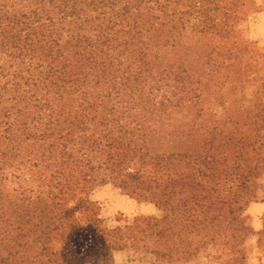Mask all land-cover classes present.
Returning a JSON list of instances; mask_svg holds the SVG:
<instances>
[{
  "label": "trees",
  "instance_id": "trees-1",
  "mask_svg": "<svg viewBox=\"0 0 264 264\" xmlns=\"http://www.w3.org/2000/svg\"><path fill=\"white\" fill-rule=\"evenodd\" d=\"M211 3L0 0V143L41 173L48 202L38 205V226L51 207L49 219L65 220L67 249L81 244L78 236L87 237L89 247L90 236L99 234L105 236L101 248H139V235L153 230L159 239L180 238L183 247L193 244L194 233L201 237L199 252L214 241L207 240L211 233L234 229L240 236L234 245L235 235L226 242L229 264L244 263L254 235L264 257V218L259 230L243 219L251 203L264 202V106L246 115L247 133L237 124H217L201 148L173 149L175 135L161 134L172 109L209 102L217 93L209 85L214 76L221 80L216 86L249 77L222 74L234 65L226 63L237 46L226 44L234 28ZM244 42L245 49L254 44ZM256 79L264 98V73ZM177 137L189 142L191 136ZM110 182L154 203L163 217L141 216L112 229L95 215L83 221L94 203L91 191ZM16 191L13 198L23 194ZM3 196L0 221L10 227ZM225 207L234 218L223 226ZM2 233L14 240L6 226Z\"/></svg>",
  "mask_w": 264,
  "mask_h": 264
},
{
  "label": "rangeland",
  "instance_id": "rangeland-1",
  "mask_svg": "<svg viewBox=\"0 0 264 264\" xmlns=\"http://www.w3.org/2000/svg\"><path fill=\"white\" fill-rule=\"evenodd\" d=\"M242 1L246 2L244 7L241 5ZM210 8L216 11L221 20L227 19L225 24L234 28L231 34L232 40H226V44L231 48L237 46V58H229L226 64L234 65L222 74L233 75L239 72L249 77H243V82H227L224 86H216L221 80L219 76H214L213 80L209 81V85L211 89L217 90V93L212 95L209 102L197 103L183 110L172 109V114L164 121L165 132L161 134L175 135L170 143L173 149L201 148L208 135H212L210 128L221 123L227 126L237 124V127L242 129L240 132L247 133L246 129L242 128L247 121L246 115L264 106V98L259 94L261 83L258 79L254 80L264 73V0H212ZM245 39L254 44L245 49ZM233 41H236L235 46ZM177 135L191 137L188 138L189 142H185L184 137ZM2 140L0 172L3 173L4 180L0 181V192L8 195L3 196L4 199L6 198L4 207L8 211L3 214L11 215L8 221L11 226L9 227L5 221L4 224L0 221V264H229L227 252L231 246H227L226 242L229 235H235L234 239L230 240L231 245H234L240 236L239 231L234 229L211 233L207 240L214 236V241L201 246L199 252L195 250V242L201 237H197L194 233L189 234L193 244L190 247H183L180 238L172 236L159 239L153 230H147L139 235L141 238L139 248L128 247L123 250L101 248L98 242L105 236L99 234L90 236L87 242L89 247H85L88 238L78 236L76 241L81 244L74 242L72 248L67 249L68 229H64L65 220L49 219V216L55 215V213L51 214L52 208L49 205L50 209L48 216H44L43 226H38L37 217H41L38 205L48 202V196L43 191L44 179L41 173L28 163L25 164V161L21 162L18 151L6 147L7 144ZM14 146L16 147V143ZM246 155L251 158L250 165H253V153L249 152ZM246 155L243 157L246 158ZM8 164L11 166H6ZM17 189L23 194H16L17 198H13L12 195L17 193ZM37 198L40 202L36 201ZM90 199L94 202L92 210L84 216L83 221L87 215H95V218L101 222L99 225L106 229L131 224L141 216L163 217V211L154 203L131 196L111 182L96 186L90 193ZM251 204L246 210L247 216L243 219L255 230H259L264 203L252 206ZM221 214L219 222L223 226L227 224V220L234 218L228 213L227 207ZM58 215L59 213L56 212V217ZM53 223L60 224L58 230L51 229ZM161 225L164 226V223ZM5 226L12 230L10 237L14 240L11 242L6 241L2 233ZM45 226H48V229ZM114 239L118 238L114 237ZM257 239V235L249 238L245 246L246 258L243 264H264L263 253ZM44 247L46 249H43ZM184 250H188L189 255L185 256L182 252ZM2 256L7 257L8 260H2Z\"/></svg>",
  "mask_w": 264,
  "mask_h": 264
},
{
  "label": "crops",
  "instance_id": "crops-1",
  "mask_svg": "<svg viewBox=\"0 0 264 264\" xmlns=\"http://www.w3.org/2000/svg\"><path fill=\"white\" fill-rule=\"evenodd\" d=\"M258 203L261 204V203H264V202L263 201L255 202V203L251 204V206L254 205V204H258ZM263 215H264V213L262 214V216ZM262 216H261V227H262ZM261 227H260V229H261Z\"/></svg>",
  "mask_w": 264,
  "mask_h": 264
}]
</instances>
